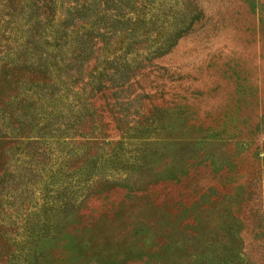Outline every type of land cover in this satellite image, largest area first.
<instances>
[{"label": "rangeland", "instance_id": "374dc122", "mask_svg": "<svg viewBox=\"0 0 264 264\" xmlns=\"http://www.w3.org/2000/svg\"><path fill=\"white\" fill-rule=\"evenodd\" d=\"M133 2L147 15L149 38L129 51L141 63L132 61L124 88L111 81L93 97L89 74L74 67L75 92L94 107L58 120L59 144L10 170L17 214L6 236L16 240L5 251L16 260L5 254L1 264H264V0H191V29L159 58L149 53L163 33L159 1ZM106 28L93 31L96 48ZM95 57L86 73L100 69ZM94 139L114 143L104 151L124 153L128 167L92 171L97 188L48 178L91 163ZM102 156L106 170L111 155Z\"/></svg>", "mask_w": 264, "mask_h": 264}, {"label": "trees", "instance_id": "16d2710c", "mask_svg": "<svg viewBox=\"0 0 264 264\" xmlns=\"http://www.w3.org/2000/svg\"><path fill=\"white\" fill-rule=\"evenodd\" d=\"M156 1L159 4L155 7L157 13L154 20L155 24L162 20L159 25H163V33L159 34V41L155 42L149 53L159 58L169 53L178 40L188 33L195 16L189 8L192 6L191 0H184L180 4L183 6L170 14L162 8L165 0ZM137 12L131 0H0V148L3 143L8 148L0 150V264L4 262L5 254L12 257L11 261L13 257L16 260L13 253L5 251L16 240V237L6 236L7 226L12 225V219L17 214L14 211L16 194L12 192L15 173L10 170L19 162L20 156H24V162H27L34 156L44 155L46 150L42 152V144H59L63 126L58 120H71L69 116L76 117L80 111L88 112L94 107L92 100L75 92L74 67L79 68L82 75L89 74L85 87H90L92 97L93 93L107 90L106 83L111 81L121 89L128 84L132 77L128 74L133 70L132 61L141 63L138 60L139 52H135L131 58L129 51L139 38H142V42L149 38L144 26L147 15ZM102 23H106L109 30L99 31L97 35L102 39V46L96 48L98 37L92 35ZM118 25L123 26L124 30L112 32V28ZM94 55L100 69L96 67L86 73L89 59ZM76 103H81L83 108L76 109ZM3 138L8 140L3 142ZM89 144L95 147L89 157L91 163L76 168L72 177L60 168L48 178L52 180L51 177L58 173L66 183L74 178L91 181L87 176L92 171H96L94 175L100 178L103 174L112 176L115 168H118L116 163L123 162L128 167L129 161L125 158L120 160L122 152L104 151V146L114 143H99L94 139ZM102 155H111L109 160H104L106 170L97 168ZM119 167L126 168L121 164ZM42 172L40 170L38 175ZM96 177L93 176V179ZM25 179L30 181L23 178L20 182L24 184ZM102 179L116 184L115 178L114 181ZM126 181L124 179L122 184ZM91 182L96 187L101 179L97 183L95 180ZM22 200L23 197L21 203ZM232 220L240 223L233 217Z\"/></svg>", "mask_w": 264, "mask_h": 264}]
</instances>
